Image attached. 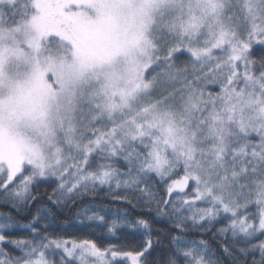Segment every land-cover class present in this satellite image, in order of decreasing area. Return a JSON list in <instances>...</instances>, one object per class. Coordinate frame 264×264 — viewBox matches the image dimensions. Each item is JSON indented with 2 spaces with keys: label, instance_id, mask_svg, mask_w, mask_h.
I'll return each instance as SVG.
<instances>
[{
  "label": "snow or ice",
  "instance_id": "6c2138e0",
  "mask_svg": "<svg viewBox=\"0 0 264 264\" xmlns=\"http://www.w3.org/2000/svg\"><path fill=\"white\" fill-rule=\"evenodd\" d=\"M0 264H264V0H0Z\"/></svg>",
  "mask_w": 264,
  "mask_h": 264
},
{
  "label": "trees",
  "instance_id": "16d2710c",
  "mask_svg": "<svg viewBox=\"0 0 264 264\" xmlns=\"http://www.w3.org/2000/svg\"><path fill=\"white\" fill-rule=\"evenodd\" d=\"M99 203H101L102 206L105 205V202L103 200L99 201ZM106 206L112 211H116L117 209H121L122 210V206L119 205V204L109 203V204H106Z\"/></svg>",
  "mask_w": 264,
  "mask_h": 264
}]
</instances>
